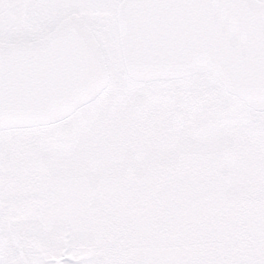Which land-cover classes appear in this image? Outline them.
<instances>
[{
  "label": "snow or ice",
  "instance_id": "6c2138e0",
  "mask_svg": "<svg viewBox=\"0 0 264 264\" xmlns=\"http://www.w3.org/2000/svg\"><path fill=\"white\" fill-rule=\"evenodd\" d=\"M0 264H264V0H0Z\"/></svg>",
  "mask_w": 264,
  "mask_h": 264
}]
</instances>
